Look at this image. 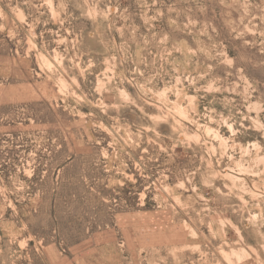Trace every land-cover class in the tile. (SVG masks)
<instances>
[{
    "label": "rangeland",
    "instance_id": "rangeland-1",
    "mask_svg": "<svg viewBox=\"0 0 264 264\" xmlns=\"http://www.w3.org/2000/svg\"><path fill=\"white\" fill-rule=\"evenodd\" d=\"M0 264H264V0H0Z\"/></svg>",
    "mask_w": 264,
    "mask_h": 264
}]
</instances>
